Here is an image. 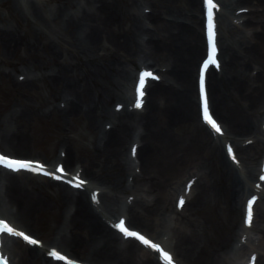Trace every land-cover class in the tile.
Segmentation results:
<instances>
[{
    "label": "bare ground",
    "instance_id": "obj_1",
    "mask_svg": "<svg viewBox=\"0 0 264 264\" xmlns=\"http://www.w3.org/2000/svg\"><path fill=\"white\" fill-rule=\"evenodd\" d=\"M218 2L222 66L208 74L207 91L224 130L221 139L196 116L191 83L195 60L204 55L202 0H0V81L25 97L44 89L54 100L41 110L15 100L0 116V148L33 152L32 122L54 116L60 149L47 169L63 165L87 182L73 189L0 171V209L9 211L0 214L27 231L51 219L56 226L44 247L9 240L12 264H58L47 247L86 264H160L138 242L115 233L117 219L167 243L178 264H236L230 251L215 248L217 225L202 212L239 211L264 151V0ZM14 60L24 69L13 66L11 76L2 65ZM139 66L161 80L151 82L143 109L136 111L128 91ZM77 121L91 134L89 149L70 137ZM222 141L234 147L238 169ZM255 216L253 229L264 238V212ZM248 250L241 249L240 257ZM256 264L264 259L258 256Z\"/></svg>",
    "mask_w": 264,
    "mask_h": 264
},
{
    "label": "rangeland",
    "instance_id": "obj_2",
    "mask_svg": "<svg viewBox=\"0 0 264 264\" xmlns=\"http://www.w3.org/2000/svg\"><path fill=\"white\" fill-rule=\"evenodd\" d=\"M201 18L202 16L200 15V20ZM200 30H201L200 33H202V26ZM202 36H203V33H202ZM19 53H20L19 58L28 59L26 55H24L21 52ZM198 59L199 58L195 60V64L191 72L192 73L191 83H193V92H194V89L196 88L195 70H196ZM14 64L15 65L13 64L2 65V68L6 72L11 73V76H13L14 74L12 72L13 66L15 67L16 71H19V70L21 71L24 69V63L14 60ZM19 94L20 93L17 92V90H15L11 82L9 83L6 81H3V82L0 81V116L2 115L4 116L11 111L12 106L16 103L15 100L19 101L20 99H22V100L29 101L31 102L33 107L35 109L38 108V110L47 108L51 106V104L54 102V100L50 99L51 97H49L48 93L44 89H40L38 93H34L31 97L29 96L25 97ZM195 96L197 97V92H196V95L194 92V102H196ZM195 112L197 116V114L199 113L197 106L195 107ZM74 128L75 130L71 133L70 137L74 139V141L76 142V145L80 147L81 149L82 148L89 149L90 148L89 145H90L91 138H92L89 131H87L85 127H83V124L80 121H77V123H75ZM31 130L33 133H35L36 139H37V141L35 140L32 146L34 150L33 152L31 151L30 152L28 151H24V152L8 151L7 152L5 151V149L3 150L2 148H0V151H3V153L6 152L12 156H17L21 158H24V157H29L33 159L34 157L40 158L41 160L47 161L49 164H52L53 160L56 159L55 155L59 153V149H60L58 146L59 141L61 140L60 138L61 128H60L59 120L54 116L51 118L47 117V118L35 119L31 124ZM257 165H258V161L254 166L256 167L255 171L258 168ZM255 171L253 172V175L251 176L252 178L254 176ZM54 191L55 190L53 187H49V189H47V192H49L50 195L53 194ZM241 205L239 206V211L236 212L233 210L231 211L230 209L229 210L226 209L225 212L222 213V215L218 213L212 214L211 210L206 208L202 212V216L211 218L212 221H214L215 224L217 225L218 231L216 232V234L212 236V238H213L215 248H217V250L220 253H224V251L225 252L230 251L233 254V256L235 255L236 261H239L238 259L240 257V254L238 252L241 249L246 248L248 246L247 248L257 249V251L259 252V255H261L260 256L261 260H263L264 259V238L263 236L261 238H257L253 240L251 238L249 239V242H246L247 246H243L239 249H236L235 245L238 242L239 230L242 228L241 227L242 226V217H241L242 207ZM0 211H2L4 215H7V213H9V211L2 210V208L0 209ZM262 212L264 211L261 206L259 207V210L257 211V216L261 215ZM258 227H259V224H256V228ZM28 231L34 236L39 237L44 243H47L49 242L50 238L54 237L53 234H55L56 232L55 221L51 219L48 222H40L35 227H29ZM257 232L258 231L256 230L252 231V233H257ZM70 255L73 256L75 259L83 260L82 258L74 254H70Z\"/></svg>",
    "mask_w": 264,
    "mask_h": 264
},
{
    "label": "snow or ice",
    "instance_id": "obj_3",
    "mask_svg": "<svg viewBox=\"0 0 264 264\" xmlns=\"http://www.w3.org/2000/svg\"><path fill=\"white\" fill-rule=\"evenodd\" d=\"M203 3L206 7V16H207V39L208 44L210 46V54L208 58L203 61L202 70L200 74V92L202 96V112L204 121L210 125L217 133L223 135V129L221 125L217 122L216 119L213 118L210 107H209V97L206 86V76L205 74L208 71L210 65H215L216 68L220 67V61L217 58L218 47H217V29H216V9L220 8V4L216 2V0H203ZM241 11H245V9H241ZM138 86L136 87V91L139 94V99L136 101L137 107H143L144 105V96L146 94V84L149 78L158 80L160 77L158 75H154L153 72L144 70L138 74ZM23 79V77H21ZM118 107H123V105H119ZM251 143V141H249ZM228 152L231 153L232 159L239 164L240 161L237 159L236 153L234 152L231 145L228 146ZM132 154H136V148L132 149ZM0 167L9 169L13 172H21L28 171L34 173H42L43 175L53 177L57 180H63L68 184L73 185L76 188H83L87 183L85 180L80 179L79 176L76 177L75 180L68 178V173L63 165H60L57 170L48 171L46 166L39 161H34L27 158H17L3 152H0ZM58 173H62L63 175H59ZM264 179V177H261ZM191 187V185H189ZM256 197H253L252 200L248 202V212H247V223L251 226L253 222V205L256 202ZM184 199L181 198L180 205L181 207L184 204ZM116 229L123 233V235L127 238H134L135 240L141 242L143 245L148 248L155 250L158 254H160V259H162L165 264H175L172 253L166 251L165 248L159 244L154 242L152 239L147 237L146 235L141 234L140 231L132 230L130 227L126 226L124 220H120L117 224L114 225ZM0 233L10 234L14 237H20L24 241H26L29 245H40L43 246V242L33 235L28 234L23 230H18L16 227L12 226L8 220L0 219ZM2 243V242H0ZM46 255L52 257L56 261H63L66 264H78V262L74 259H70L68 255L62 253L57 250L56 247H53L50 252H47ZM0 264H9L7 257L0 253Z\"/></svg>",
    "mask_w": 264,
    "mask_h": 264
}]
</instances>
